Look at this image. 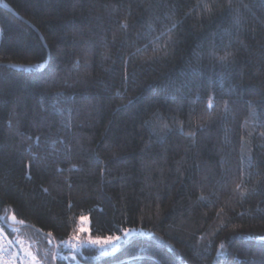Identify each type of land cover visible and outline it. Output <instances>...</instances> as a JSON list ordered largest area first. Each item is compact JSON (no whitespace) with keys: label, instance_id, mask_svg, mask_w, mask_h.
I'll list each match as a JSON object with an SVG mask.
<instances>
[{"label":"trees","instance_id":"1","mask_svg":"<svg viewBox=\"0 0 264 264\" xmlns=\"http://www.w3.org/2000/svg\"><path fill=\"white\" fill-rule=\"evenodd\" d=\"M0 217L18 264H264V0H0Z\"/></svg>","mask_w":264,"mask_h":264},{"label":"rangeland","instance_id":"2","mask_svg":"<svg viewBox=\"0 0 264 264\" xmlns=\"http://www.w3.org/2000/svg\"><path fill=\"white\" fill-rule=\"evenodd\" d=\"M83 218H85V219H82V221H81V229H84V231H81V233H80L81 237L77 236V239L75 240L80 244L79 247H81L83 245V243H86L89 245H94V244L89 243L88 242L89 240L100 239L101 241H103V240L107 239V238H94V237L90 236V224H91L90 217L88 215H86V216H83ZM8 219H9V222L13 223V224H16L19 222L14 213H10L8 215ZM125 233H127V235H125ZM139 233H144V230L136 229V228L127 229L124 231V233L122 235H119V237H120L119 240L114 239L112 243L100 244L98 246L102 247L105 252H108L109 250L119 246V244L121 242H124L125 240L129 239L131 236H134V235L139 234ZM70 243L71 242H68V244H70ZM21 245H22V250H23V253L21 254L22 264H42V262L35 255L34 249L32 250V248H30V247L26 248V245H31L30 243L26 242V245H25L24 242H21ZM65 257L70 259V260L73 259V261L75 262L74 264H80V262L78 260H76L78 258L76 256L75 251L67 253L65 255Z\"/></svg>","mask_w":264,"mask_h":264},{"label":"built area","instance_id":"3","mask_svg":"<svg viewBox=\"0 0 264 264\" xmlns=\"http://www.w3.org/2000/svg\"><path fill=\"white\" fill-rule=\"evenodd\" d=\"M15 248V242L8 231L0 226V264H18Z\"/></svg>","mask_w":264,"mask_h":264},{"label":"snow or ice","instance_id":"4","mask_svg":"<svg viewBox=\"0 0 264 264\" xmlns=\"http://www.w3.org/2000/svg\"><path fill=\"white\" fill-rule=\"evenodd\" d=\"M229 55H230L229 53H225L224 56L218 57V59H220L221 61H226L228 59ZM208 106L212 107L211 99L209 100ZM165 127H167V126L165 125ZM237 187H239V185ZM81 219H85V218L82 217ZM81 231H84V229H81ZM125 235H127V233H125ZM114 239L119 240L120 237L119 236H116V237L109 236L106 240H103V241H101L100 239H95V240H89L88 242L91 244H94V245L109 244V243H112Z\"/></svg>","mask_w":264,"mask_h":264},{"label":"water","instance_id":"5","mask_svg":"<svg viewBox=\"0 0 264 264\" xmlns=\"http://www.w3.org/2000/svg\"><path fill=\"white\" fill-rule=\"evenodd\" d=\"M0 220H2V221H3V220H4V219H3V217H0Z\"/></svg>","mask_w":264,"mask_h":264}]
</instances>
